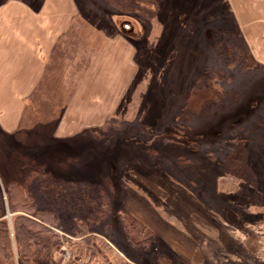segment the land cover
<instances>
[{
    "label": "rangeland",
    "instance_id": "obj_1",
    "mask_svg": "<svg viewBox=\"0 0 264 264\" xmlns=\"http://www.w3.org/2000/svg\"><path fill=\"white\" fill-rule=\"evenodd\" d=\"M77 1L76 53L59 58L21 132L0 124L8 225L20 212L9 211L7 181L28 177L37 205L58 217L48 222L59 236L55 260L64 246L67 264H264V67L248 55L231 0H143L126 13V0L124 9L113 0ZM101 34L133 47L137 71L111 119L66 135L68 126L55 122L89 56L83 39L94 36L95 49ZM209 83L211 96L197 101ZM96 96L86 90L81 99ZM108 196L109 211L97 218Z\"/></svg>",
    "mask_w": 264,
    "mask_h": 264
},
{
    "label": "crops",
    "instance_id": "obj_2",
    "mask_svg": "<svg viewBox=\"0 0 264 264\" xmlns=\"http://www.w3.org/2000/svg\"><path fill=\"white\" fill-rule=\"evenodd\" d=\"M229 11L248 55L264 67V0H231ZM79 15L77 0H39L37 4L0 0V124L11 132H21L26 125V109L54 71L61 69L59 58L76 53L81 39L73 35L72 28ZM98 38L96 50L89 45L94 36L83 39L86 46L80 51L90 52L89 56L80 63L83 73L65 99L63 117L55 122L57 129L63 125L65 131L68 126L66 135L83 133L111 119L138 68L133 47L122 36L101 34ZM76 63H72L73 71L78 68ZM95 74L99 75L97 88L91 79ZM112 80L119 84L110 89ZM86 90L87 95L97 92V96L83 102ZM78 108L86 111L80 118ZM64 131L60 132L64 135Z\"/></svg>",
    "mask_w": 264,
    "mask_h": 264
},
{
    "label": "trees",
    "instance_id": "obj_3",
    "mask_svg": "<svg viewBox=\"0 0 264 264\" xmlns=\"http://www.w3.org/2000/svg\"><path fill=\"white\" fill-rule=\"evenodd\" d=\"M113 1L117 2V6H120L118 8L127 7L126 1L127 4H130L129 9L125 11L119 9V11L121 10L123 13L128 11L133 12L132 10L137 6V3L144 2L143 0H134V2H136L134 3L133 0H126L125 2H121V4L119 0ZM147 2L155 3L156 0H147ZM133 4L136 6L132 7ZM206 87L205 91L201 90L194 93L197 96V101H203L211 96L209 94L212 90L210 88V83L209 86ZM186 103L188 107L190 100H187ZM45 176H47L46 173L41 175L42 178ZM28 180V177H26L21 180L12 181L11 179L7 181L6 195L9 207L12 203V208H10L9 211L10 213L20 212L14 217L10 226L6 221V210L3 207L0 195V262L5 264H15V262L16 264H59L58 260L53 259L54 257L52 254V251H55L59 246V236L53 233L48 226V222L55 221L58 217L54 211L40 208L39 205H37L32 192L30 193L29 191L31 185ZM106 199L107 200L98 208V213H96L97 218L107 214L109 211L107 207H110L111 196H108ZM116 217L121 220L120 224L127 220L125 217L123 218V216L120 217V215H116ZM144 227L145 226H143V228ZM67 232H69L71 236L82 234V231H76V228H70ZM139 237H141V239H139L138 244H144L149 237V231L145 232V234L142 233ZM85 243L89 244L90 239L85 238ZM87 249L93 252L92 248L87 247ZM15 255L17 260L14 258Z\"/></svg>",
    "mask_w": 264,
    "mask_h": 264
},
{
    "label": "built area",
    "instance_id": "obj_4",
    "mask_svg": "<svg viewBox=\"0 0 264 264\" xmlns=\"http://www.w3.org/2000/svg\"><path fill=\"white\" fill-rule=\"evenodd\" d=\"M58 254H59L58 259L60 261V264H67V263H70L71 261H73L72 255L66 250V248L64 246L60 247Z\"/></svg>",
    "mask_w": 264,
    "mask_h": 264
}]
</instances>
